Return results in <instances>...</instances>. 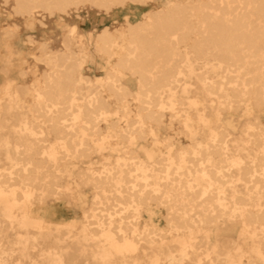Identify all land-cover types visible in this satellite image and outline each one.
I'll use <instances>...</instances> for the list:
<instances>
[{
    "label": "bare ground",
    "instance_id": "1",
    "mask_svg": "<svg viewBox=\"0 0 264 264\" xmlns=\"http://www.w3.org/2000/svg\"><path fill=\"white\" fill-rule=\"evenodd\" d=\"M1 2L0 264H264V0Z\"/></svg>",
    "mask_w": 264,
    "mask_h": 264
},
{
    "label": "rangeland",
    "instance_id": "2",
    "mask_svg": "<svg viewBox=\"0 0 264 264\" xmlns=\"http://www.w3.org/2000/svg\"><path fill=\"white\" fill-rule=\"evenodd\" d=\"M126 5L122 6V7H115L110 12V14H106L104 12L93 10V9H90V10H87L85 8L80 9L75 14H73L74 19H75L74 23H76V26L79 28V31L81 32V34L83 35L85 40L90 42L91 36L95 37L98 34V32L103 27H105L106 25H109V26L115 25L116 27H120V26L125 24L127 19H129L131 21H136V20L141 18L143 12H145L148 8V7L143 6V5H136V4H132V3H128ZM11 16H12V14H11L9 8H5L4 6H2V2L0 0V20H5V21L11 20L10 19ZM31 31H35V29L25 28V29H23L21 35L19 36L18 42H19V46L22 49H25L24 39H25L26 35L28 33H30ZM57 32H58V35L55 38H57L59 36L60 29H57ZM91 48H92L91 53L87 58V65L89 66V72L92 76L100 77L101 75L104 74V71H105L104 65H105L106 59L103 56H101L98 52H96L93 49L92 45H91ZM83 70H84V72L87 71L86 68H84ZM0 71H2V66H0ZM124 82L127 83L128 81L126 79H124ZM262 117L264 120V110L262 112ZM225 118H227V120H230L234 124H237L239 127L240 126L242 127L246 121V118L241 116L240 112H234L233 114L226 113ZM1 156H2V154H1ZM2 164L3 163L0 162V165H2ZM62 182L66 183L67 178H63ZM86 191H87V189H86ZM54 203L59 205L60 201H55ZM58 213L57 214L54 213L55 214L54 216H50L48 218H51V219L56 220V221H58L60 219L62 220V219L68 218V214L65 213L61 216ZM81 215H82V213H79V216H81ZM81 220H83V219H81ZM61 231L64 232L65 229H62ZM59 232L60 231L56 228L53 230V234H59ZM168 241L170 244L174 243V241L172 239H169ZM74 247L87 249L88 252H92V250H94V248H95L91 244L88 245L87 247H82L79 244H74ZM169 248L175 249L176 246H171ZM139 249H140V247H139ZM82 255H84V253ZM16 257H18V256L16 255ZM16 257L15 258L13 257L14 258L13 262H17ZM10 264H12V263H10ZM22 264H30V261L23 259ZM77 264H100V261H99V259L94 260L92 258H86L84 256H80L77 260Z\"/></svg>",
    "mask_w": 264,
    "mask_h": 264
}]
</instances>
